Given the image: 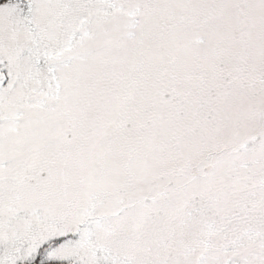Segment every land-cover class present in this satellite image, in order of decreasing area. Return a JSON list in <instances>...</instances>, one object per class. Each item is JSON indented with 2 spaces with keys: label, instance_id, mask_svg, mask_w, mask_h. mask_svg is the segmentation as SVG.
Listing matches in <instances>:
<instances>
[{
  "label": "snow or ice",
  "instance_id": "1",
  "mask_svg": "<svg viewBox=\"0 0 264 264\" xmlns=\"http://www.w3.org/2000/svg\"><path fill=\"white\" fill-rule=\"evenodd\" d=\"M0 264H264V0H0Z\"/></svg>",
  "mask_w": 264,
  "mask_h": 264
}]
</instances>
